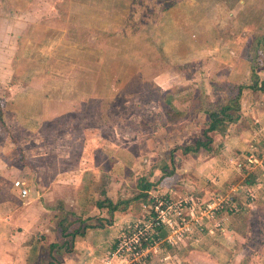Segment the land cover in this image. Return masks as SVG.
I'll return each mask as SVG.
<instances>
[{"label":"rangeland","instance_id":"1","mask_svg":"<svg viewBox=\"0 0 264 264\" xmlns=\"http://www.w3.org/2000/svg\"><path fill=\"white\" fill-rule=\"evenodd\" d=\"M201 1L205 0H195V4L190 0L187 4L186 0H34L32 9L40 16L36 13L29 17L35 21L18 26V32L24 28L29 31L28 38L19 40L16 55L0 52V116L6 124L0 126V154L11 167V179L0 177V185L9 190L19 178L26 179L29 186L47 185L58 171L80 174V169L93 166L90 176L81 182L76 176L71 184L90 190L93 205L103 189L111 196L118 192L132 196V182L139 176L133 177L127 169H108L105 154H99L98 149L94 152L96 146L104 148L107 141L111 146L108 157L118 158L124 147L138 142L150 151L156 149L145 153L152 164L158 160L168 163L169 154L180 147L184 133L191 131L198 136L197 128L205 120V115L201 119L195 113L185 116L188 86L215 80L213 86L204 88L210 102L239 94L241 99L239 82H249V75L227 77V70L219 72L208 62L184 61L186 43L195 41L197 33L189 16L205 6ZM176 2L181 5L171 7ZM171 16L178 21V39L185 42L184 46L174 45ZM9 26L5 29L11 30ZM73 27L83 29L75 41L68 39ZM42 78H48L49 92L60 98L47 103L49 108L55 106V115L48 119L27 105L30 98H39ZM173 88L179 96L171 109L164 96L175 94ZM15 96L27 100L21 111ZM131 156L133 171L143 154L136 162ZM186 163L178 168L182 170ZM28 164L36 169L34 178ZM23 167L27 174L20 173ZM139 171L142 173L143 168Z\"/></svg>","mask_w":264,"mask_h":264},{"label":"crops","instance_id":"2","mask_svg":"<svg viewBox=\"0 0 264 264\" xmlns=\"http://www.w3.org/2000/svg\"><path fill=\"white\" fill-rule=\"evenodd\" d=\"M33 1L0 0V24H6L4 28L0 27V52L16 55L19 40L28 38L29 31L24 28L23 31L18 32V26L26 27L28 23L35 21L29 19L37 13L32 9ZM190 1L195 4V0ZM201 2L205 6H201L198 14L189 16L192 24H195L193 26L197 33L194 34L195 41L189 39L186 43L188 49L184 61H196L201 64L208 62L211 66L213 64V69L219 72L227 70L229 72L227 77L240 78L242 74L249 75V82L247 80L239 82V86H248L243 88L240 99L241 119L230 124L224 134L216 132L212 134L214 139L212 152L202 149L196 154L183 155L182 151L177 149L173 151L175 157L170 153L168 163L164 164H161L162 160H158L157 164L153 163L154 165L152 161L150 162L145 153L151 152L152 149L148 150L146 145L139 146L140 143L134 142L132 146L124 147L120 156L118 158L113 156V159L117 161L115 168L127 169L135 178L139 176L132 182L134 194L128 197L118 192L112 196L107 193V196L113 202L131 199L139 192L138 179L141 177L153 183L149 191L160 188L162 192L171 193L174 197H200L201 194L207 200L216 192L232 193L241 204V212L224 215L222 229H214L213 224H209L199 236L200 238H189L179 247L165 245L157 250L146 264H197L196 262L199 264H264V162L262 165L253 167L246 163L249 151L253 147L264 152V92L251 88L254 83L250 78L251 63L248 46L251 38L264 22V0H205ZM178 3L176 6L181 5ZM187 3L188 0H186ZM186 6L189 8L191 4ZM3 7L8 10H3ZM36 16H40L39 13ZM168 19L170 30L174 28L176 34L173 39L176 41L174 45H183L185 42L178 39L181 33L178 31L177 19L173 16ZM22 23H24L23 26ZM8 26L11 30L5 29ZM260 61L257 72L258 88L262 87L264 82V52ZM47 79L42 78L38 84L42 88L39 98L25 100L29 102L27 105L30 109L35 111L36 115H41L43 119L55 115L53 110L55 106L49 108L47 103L60 101L58 95L49 92L48 88L51 84ZM214 83L215 80H209L188 86L189 90L186 91L189 93L186 95L188 98L184 99L185 102L189 99L185 106L188 108L185 116L195 113L200 119L205 115V120L201 128H197L200 130L198 136L191 131L184 133L185 137H182L179 142L180 147L194 144L207 127L208 116L200 112L198 108H193L191 104L196 98L199 87L202 86L206 90L207 85L213 86ZM173 91H175L174 88ZM176 94H166L165 101L171 104L172 108L179 96ZM13 99L20 111L22 106L26 107L23 97L15 96ZM84 100L82 99L80 105L84 103ZM176 127L178 129L177 125ZM189 129L192 130L188 127ZM103 146L105 154L111 155L110 143L106 141ZM98 148L96 146L94 152ZM154 150L156 149L153 148ZM131 154L133 159L135 158L134 162L143 154L141 163L137 161L133 168L136 174L131 170L133 164V161H129ZM185 162L189 164L186 163L187 166L180 170L178 165ZM167 164L174 165L175 172L171 176L163 177L162 168ZM149 165H153V169H146ZM29 166L31 178H34L33 172L35 174L36 169ZM91 167L93 166L80 169V174H75L74 170L58 171V175L47 185L31 186L30 184L29 186L26 179H21L30 188L27 198H22L14 188V180V182L11 181L13 186L11 185L9 190L0 185V264H41L45 248L60 238L57 227L61 220L57 217L56 210L60 202L84 219L90 218L91 225L97 223V218L106 222L103 223L104 227L89 228L84 237L74 239L71 243V251L63 247L60 252L53 251V255L60 264H107L109 250L123 231L143 217V204L147 201H132L126 206L123 205L110 218L107 208H98L96 203L93 205L90 190L81 187L76 189L75 186H71L76 176L80 182L90 176L93 173ZM139 168H143L142 173L137 172ZM25 170L23 167L20 173L27 174ZM10 172L11 167L6 163L5 157L0 154V177L11 179ZM250 174L262 183L256 187L249 186L246 179ZM163 188L166 189L163 190ZM104 198L105 196L101 195L95 201ZM168 255L170 259H166Z\"/></svg>","mask_w":264,"mask_h":264},{"label":"built area","instance_id":"3","mask_svg":"<svg viewBox=\"0 0 264 264\" xmlns=\"http://www.w3.org/2000/svg\"><path fill=\"white\" fill-rule=\"evenodd\" d=\"M263 162L264 152L252 148L247 165L253 167ZM14 188L22 198L30 194L29 186L22 180L15 181ZM148 195L143 204V217L118 237L108 252L107 264H146L163 246L179 247L187 239L203 233L209 224L214 229H222L224 215L241 212V204L232 193L216 192L206 200L199 196L174 197L154 188Z\"/></svg>","mask_w":264,"mask_h":264},{"label":"trees","instance_id":"4","mask_svg":"<svg viewBox=\"0 0 264 264\" xmlns=\"http://www.w3.org/2000/svg\"><path fill=\"white\" fill-rule=\"evenodd\" d=\"M180 0H177V2ZM176 3H173L172 6H176ZM263 26L253 35L249 42V58L251 63V79L253 81V85L251 86L254 90H261L264 92V82L263 86L258 88L259 76L257 70L260 66L261 56L264 52V24ZM75 30L71 31V34L68 35V39L70 40H78L77 32L79 30H83L79 27H73ZM82 38V37H81ZM248 87L246 85H241L240 90ZM196 92V98L194 102L191 104L193 108H198L200 112L205 113L209 120L206 124L207 127L203 130L201 136L196 140V142L192 145H187L184 147H178L183 153V155L188 154H196L200 150H205L207 152H212L214 149V139L213 133L224 134L229 125L238 122L241 119V103H240V94L235 98H219L217 101L210 102L208 97L204 94V88L201 86ZM173 93H177V91H173ZM166 94L164 96V101L166 99ZM166 102V101H165ZM171 109V104H167ZM0 126L4 128L6 126L5 122L1 119L0 116ZM104 147V146H103ZM176 149V150H177ZM174 151V150H173ZM97 152L99 154L104 155L105 152L102 148H98ZM173 155V152H172ZM106 159V167L112 170L117 165V161L113 158H109L107 154L104 155ZM170 166H164L162 168L163 177L171 176L174 174V169H169ZM165 172V173H164ZM162 177V178H163ZM110 179V178H108ZM249 186L256 187L262 182L257 180L254 175H249V178L246 179ZM106 185V183H105ZM153 186V183L148 182L146 178L141 177L138 179V189L139 192L128 200H120L118 202H113L103 189L101 191V195L105 196L104 199H99L95 201L96 206L98 208H107L110 218H112L113 214L118 211L123 205H128L132 201H147L148 200V191ZM58 211L57 217L60 218L59 225L57 227V232L59 233L60 238L57 242H52L49 244L47 248L44 250V255L41 264H60L57 258L53 255V251L60 252L63 247L67 251H71V243L77 237H84L87 230L89 228H97L104 227L106 221L97 218L96 224L91 225L89 223L90 218L84 219L82 216L78 215L76 212L69 210L66 208L63 202H60L56 207ZM108 222L110 221L107 220ZM107 222V223H108ZM116 243V241H115ZM114 243V245H115Z\"/></svg>","mask_w":264,"mask_h":264}]
</instances>
